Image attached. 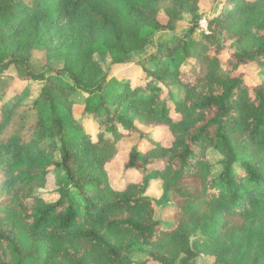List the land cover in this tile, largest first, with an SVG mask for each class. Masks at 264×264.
<instances>
[{
	"label": "trees",
	"instance_id": "trees-1",
	"mask_svg": "<svg viewBox=\"0 0 264 264\" xmlns=\"http://www.w3.org/2000/svg\"><path fill=\"white\" fill-rule=\"evenodd\" d=\"M129 2L139 19L116 0H0V264H264V83L242 72L264 67V0ZM202 8L207 31L195 39ZM183 14L188 31L167 37ZM78 17L102 31L70 47L59 70L34 71L5 39L28 22L45 21L46 32ZM150 47L137 83L111 76ZM95 53L110 58L106 72ZM11 66L43 83L28 108L10 107ZM160 128L167 145L154 137ZM237 135L251 157L238 159ZM209 149L223 158L216 176ZM60 169V197H35ZM155 178L171 204L162 210H173L168 221L144 197ZM132 240L141 260L130 258Z\"/></svg>",
	"mask_w": 264,
	"mask_h": 264
},
{
	"label": "rangeland",
	"instance_id": "rangeland-1",
	"mask_svg": "<svg viewBox=\"0 0 264 264\" xmlns=\"http://www.w3.org/2000/svg\"><path fill=\"white\" fill-rule=\"evenodd\" d=\"M116 4L120 6L121 10L127 12L132 19H139L137 11L134 9L133 5L129 0H116ZM204 11V16L201 17L199 21V28L194 32L193 37L196 39L200 36L201 32H206V19L209 16L208 8L201 9ZM158 19L162 22L166 20L164 16H159ZM64 19L57 26H52L46 32H43V27L45 21L38 22H28L23 25L20 30L11 31L6 33V40L9 43V49L12 53L27 57L31 68L40 72L46 67H51L53 69H61L65 62V57L68 49L76 48L75 46H84L93 37H98L102 30L90 27L86 24L84 19L78 17L75 20ZM191 15L183 14L179 17L175 23V30L172 33L166 34L167 37L171 35H181L188 31L190 27ZM161 34L156 35L152 41L156 43ZM37 38L38 46L32 45V40ZM228 44V42H226ZM153 51L150 47L142 53H134L130 57L131 63L124 64L122 66L112 67L110 74L118 79L129 78L133 83H137L140 76V69L137 66V62L148 56ZM93 60L95 64L103 71L110 66V58L108 56H101L97 53L93 54ZM6 61V60H5ZM245 73L246 81L251 84L264 83V67L257 68L255 65H248L242 69ZM17 70L11 66L5 75L11 76L12 85L9 89L10 93L16 95V99L10 104L11 109L14 107L28 108L33 102L39 97L41 89L43 87L42 82H31L22 80L16 77ZM10 83V81H9ZM11 94L6 95L7 100ZM83 95L78 94V98L82 99ZM75 114L79 113V109H76ZM142 131L146 132V129L141 128ZM154 137L159 139L164 145L169 144L170 135L166 129L160 128L155 132ZM234 144L236 147V153L238 159L243 160L252 156L251 149L249 147L247 138L245 136H234ZM124 145V154L128 151L130 143L127 142ZM122 145V147H123ZM122 153L118 159L122 158ZM207 162L215 167L213 175L216 176L218 170L220 169V163L223 160L222 156L213 149H209L206 153ZM120 164H113L110 166L109 171L118 180V184L121 183L122 175H120ZM137 175L133 176L137 179ZM65 173L63 170L56 171L53 175L48 178L47 186L45 189L36 188L34 190V196L41 198L47 203L55 202L62 191H64L66 186ZM117 184V183H116ZM144 197L154 200L155 204L159 207L158 214L162 212L163 220H170L172 217L173 210L171 208H166L162 210L165 206H171V204L166 203V194L163 189V183L159 178L149 182L148 187L144 192ZM131 259L141 260L143 257V247L142 243L138 240H132L126 246ZM195 264H214V259L210 257L200 258Z\"/></svg>",
	"mask_w": 264,
	"mask_h": 264
}]
</instances>
